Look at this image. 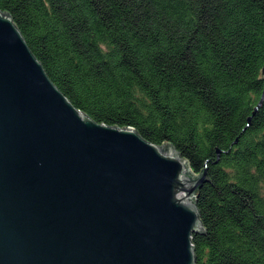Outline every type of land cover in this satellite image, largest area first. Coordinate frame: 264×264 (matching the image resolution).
<instances>
[{
  "label": "trees",
  "instance_id": "obj_1",
  "mask_svg": "<svg viewBox=\"0 0 264 264\" xmlns=\"http://www.w3.org/2000/svg\"><path fill=\"white\" fill-rule=\"evenodd\" d=\"M0 9L81 111L172 144L195 174L206 169L196 264H264V0H0Z\"/></svg>",
  "mask_w": 264,
  "mask_h": 264
},
{
  "label": "water",
  "instance_id": "obj_2",
  "mask_svg": "<svg viewBox=\"0 0 264 264\" xmlns=\"http://www.w3.org/2000/svg\"><path fill=\"white\" fill-rule=\"evenodd\" d=\"M206 177L81 111L0 9V264H196Z\"/></svg>",
  "mask_w": 264,
  "mask_h": 264
}]
</instances>
